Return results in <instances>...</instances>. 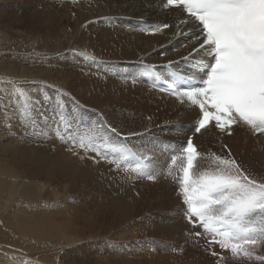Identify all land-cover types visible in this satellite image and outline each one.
Returning a JSON list of instances; mask_svg holds the SVG:
<instances>
[{
	"label": "bare ground",
	"instance_id": "6f19581e",
	"mask_svg": "<svg viewBox=\"0 0 264 264\" xmlns=\"http://www.w3.org/2000/svg\"><path fill=\"white\" fill-rule=\"evenodd\" d=\"M164 2L0 0V55L11 52L15 40L24 41L34 67L15 70L8 60H0V100L11 96L19 109L17 104L23 101L15 89L22 88L41 99L47 93L55 107L59 89L68 94L66 112L74 109V98L81 106L77 114H83L85 121L103 113L122 134L112 135L109 143L126 141L156 176L137 179L136 173L117 172L107 163L81 162L55 137L39 135V129L26 135L36 140L32 144L14 140L22 134L0 126V264H46L41 257L85 239L101 244L106 253L93 252L92 264L125 262L129 257L112 252L131 249L136 239L157 243L168 263V256L204 251L179 231L185 222L175 194L183 160L178 154L192 135V116L181 112L169 93L153 87L150 78L140 75L143 61L162 73L166 84L169 73L161 65L188 52L184 47L188 36L175 37L171 28L163 33L150 31L171 19L164 14ZM22 7L30 13L19 14ZM40 60L49 66L39 65ZM3 109L0 103V114ZM194 142L201 153L197 164L201 170L209 167L213 153L225 154L223 145H228L246 168L264 174V156L261 160L259 155L264 136L245 129L228 136L210 129ZM134 166L135 161L130 167ZM166 223L176 231H163ZM145 253L143 257L150 256Z\"/></svg>",
	"mask_w": 264,
	"mask_h": 264
},
{
	"label": "snow or ice",
	"instance_id": "6c2138e0",
	"mask_svg": "<svg viewBox=\"0 0 264 264\" xmlns=\"http://www.w3.org/2000/svg\"><path fill=\"white\" fill-rule=\"evenodd\" d=\"M163 9L171 19L150 31L171 28L175 37L188 36L184 45L188 52L161 65L169 73L166 84L163 74L143 61L140 75L192 116V135L178 154L183 160L175 194L185 222L179 231L203 246L215 258L213 264H224L229 253L233 260L264 264V254H258L264 247V174L246 168L228 145H223L225 154L213 153L209 167L201 170L197 167L201 153L194 142L210 129L228 136L237 129L264 136V0H166ZM15 91L23 101L19 109L11 96L0 100L4 105L0 126L9 133L35 135L39 129V135L55 137L81 162H103L117 172L136 173L137 179H156L155 169L126 141L109 143L112 135L122 134L103 113L85 121L83 114H77L81 106L70 96L74 109L66 112L68 94L59 89L55 107L47 93L41 99L22 88ZM133 161L135 166L130 167ZM163 231L172 233L176 228L166 223Z\"/></svg>",
	"mask_w": 264,
	"mask_h": 264
},
{
	"label": "rangeland",
	"instance_id": "374dc122",
	"mask_svg": "<svg viewBox=\"0 0 264 264\" xmlns=\"http://www.w3.org/2000/svg\"><path fill=\"white\" fill-rule=\"evenodd\" d=\"M18 12L22 16H26V15H28L30 13V10H28L27 8H23L22 7L21 10L18 11ZM19 47H21L22 49L19 48ZM4 48H6V46ZM10 49L12 51L8 52V54L6 56L5 55H0V60H3V61L4 60H8V65L10 63L12 68L16 67L15 70H17L18 68L34 69V67L31 66L32 63L29 62L28 55H27V52H26V46H25V42L24 41L15 40L14 41V46L10 47ZM19 49H21V50H19ZM23 55H24L25 58L23 57ZM12 64H15V65L12 66ZM38 64L43 66V67L46 66V65L49 66L48 63H45L44 61L41 62V60L38 62ZM42 97H44V95ZM18 105L20 106L21 102H19V104H17V106ZM41 107L45 108L44 105H41ZM45 109L47 110V108H45ZM14 140L21 141L23 143H24V140H29L30 142L31 141L32 142L36 141L34 138H31V137L28 138V137H26V135H23V134L20 135L19 137L14 136ZM46 140L48 142H50V140H48V139H46ZM43 145H46V144L43 143ZM35 146H38V144L35 145ZM37 149H39V148H37ZM263 153H264V145H262V147L260 148V151H259V155H261L260 159L264 156ZM260 159L257 158L256 161L262 163L261 160L264 159V157L261 160ZM153 190H156V188H154ZM181 221H182V219H181ZM148 241L149 240H139V239L137 240L136 239L135 243H137V244L134 245L131 249L124 248L123 250H127V251H125V252L122 251V252H119V253L112 252V254L120 255L123 258L124 257H126V258L129 257L128 259H126L125 262L117 261L116 264H123V263L124 264H136V263L137 264H150V263L151 264H213V261L215 259V258L211 257L210 255H208L205 251H201L198 254H195V252L193 251L192 253H178V256H177V253H176L175 256H177V257H175V258H174V256H168V258L170 260L169 263H168L167 255L164 256L165 255V251H162L161 248L158 247L157 243H153L152 244V243H149ZM88 250H90V251H88ZM73 251H75V252H73ZM93 252L95 254H98V255H101V256L106 255V253L104 252V247H102L101 244H99V243L95 244V243H92L91 241L85 239V240L81 241L79 244H73V245H70V246H67V247L63 248V250L61 252H59V253L56 252L55 255L52 254V253H49L48 255H45V256L41 257L40 259L43 262H45L46 264H80L81 262H82L81 264H92L91 255L93 254ZM145 252H149L150 256L146 257V255H145L146 258L143 257ZM163 252H164V254H163ZM184 254H185V256H184ZM258 254H264V247H262L259 250ZM193 255H195L194 256L195 258L192 257ZM136 256H138V257H136ZM228 256H229V258H228V260H226L224 262V264H260V262H258V261L233 260L231 258V254H228ZM83 257H84V259H83ZM142 257L144 258V261H143ZM173 259H175V260H173Z\"/></svg>",
	"mask_w": 264,
	"mask_h": 264
}]
</instances>
